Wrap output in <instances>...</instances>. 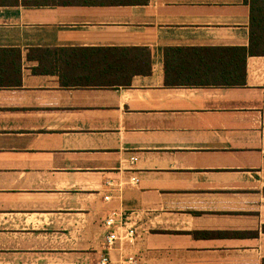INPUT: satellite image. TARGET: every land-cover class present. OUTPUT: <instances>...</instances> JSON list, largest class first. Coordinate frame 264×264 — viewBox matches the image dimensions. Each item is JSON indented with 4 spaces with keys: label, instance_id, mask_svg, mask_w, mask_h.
Listing matches in <instances>:
<instances>
[{
    "label": "crops",
    "instance_id": "1",
    "mask_svg": "<svg viewBox=\"0 0 264 264\" xmlns=\"http://www.w3.org/2000/svg\"><path fill=\"white\" fill-rule=\"evenodd\" d=\"M89 1L0 0V264H264V54L214 49L248 46V5ZM102 47L150 72L104 85ZM112 212L136 237L105 250Z\"/></svg>",
    "mask_w": 264,
    "mask_h": 264
},
{
    "label": "trees",
    "instance_id": "2",
    "mask_svg": "<svg viewBox=\"0 0 264 264\" xmlns=\"http://www.w3.org/2000/svg\"><path fill=\"white\" fill-rule=\"evenodd\" d=\"M7 3H18L19 0H2ZM249 8V43L245 47H216L217 52H224L225 50H238L240 52L245 51L248 55L264 54V0H244ZM25 4H38V5H74V4H92L89 0H22ZM146 0L143 1L145 3ZM96 3V1H95ZM209 49V50H214ZM78 50H81L78 49ZM72 51V50H71ZM101 52V70L102 75L107 78L104 79L103 84L111 82L115 85H128L130 78L136 74H148L150 72L149 63V50L145 47H102L96 48L95 52ZM72 55V53H70ZM218 57H215L217 59ZM77 59L72 55V59L69 62L72 66H77L74 60ZM164 58V68H165ZM89 62H86L88 64ZM97 66V64H96ZM88 67V65L86 66ZM89 67H94L93 61ZM220 75L210 77L211 79H200L197 81L187 82L184 78L181 80H174L173 77L165 73L164 69V83L166 85H239L244 81V73L239 74L236 72L233 74L228 68L224 71H219ZM213 78V79H212ZM61 80V79H60ZM174 80V81H173ZM211 82H207V81ZM62 81V80H61ZM92 80L86 81L84 84H89ZM79 83V82H77ZM100 84V83H99Z\"/></svg>",
    "mask_w": 264,
    "mask_h": 264
},
{
    "label": "built area",
    "instance_id": "3",
    "mask_svg": "<svg viewBox=\"0 0 264 264\" xmlns=\"http://www.w3.org/2000/svg\"><path fill=\"white\" fill-rule=\"evenodd\" d=\"M130 160H134V156L130 157ZM137 180L135 177L130 178V183L132 185L136 184ZM109 196H104L105 200H108ZM129 218L121 213L112 212L103 221L104 228L106 230L104 237V248L105 250H110L114 247L118 240H124L127 242H132L136 237L135 225H129ZM123 264H134L135 259L132 255H123L121 259ZM98 264H110V258L108 253L101 255Z\"/></svg>",
    "mask_w": 264,
    "mask_h": 264
}]
</instances>
